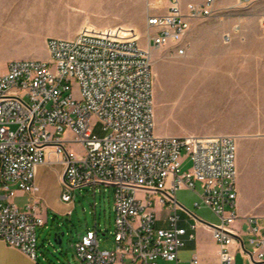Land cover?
Here are the masks:
<instances>
[{
  "label": "built area",
  "instance_id": "obj_1",
  "mask_svg": "<svg viewBox=\"0 0 264 264\" xmlns=\"http://www.w3.org/2000/svg\"><path fill=\"white\" fill-rule=\"evenodd\" d=\"M251 1L236 0L226 9L246 8ZM214 12V0H166L165 12L146 16L145 46L135 37L83 31L48 38L45 60L7 63L0 71V241L36 261L37 229L47 223L37 169L61 164L62 201H72V192L86 186L94 192L111 187L114 193V247H100L95 223L74 243L78 264L177 262L199 224L217 244V264H233L236 251L264 264V216L246 217L243 230L235 224V137L154 132L151 50L172 47L183 54L186 46L179 43L190 20ZM185 158L191 167L181 172ZM180 188L194 191L193 205L207 207L217 222L179 203ZM18 193L26 196L22 206L14 201ZM154 203L166 211L164 217L156 215ZM192 263L199 264L196 256Z\"/></svg>",
  "mask_w": 264,
  "mask_h": 264
},
{
  "label": "crops",
  "instance_id": "obj_2",
  "mask_svg": "<svg viewBox=\"0 0 264 264\" xmlns=\"http://www.w3.org/2000/svg\"><path fill=\"white\" fill-rule=\"evenodd\" d=\"M156 1H161L162 8L151 12L147 10L145 0H128L129 11L132 15H138L137 19H141L146 11L165 12L166 0ZM235 1L214 0L213 15L190 20V27L179 43V46H186V50L179 54L178 58L190 75L181 79L182 82L175 88V96L166 99L164 103V116L176 120L177 126L170 130L166 129L159 124L158 118L156 121L154 118L156 134L172 136L230 134L237 139L244 133L257 132L264 128V27L260 24V18L264 14V0H252L246 8L226 9ZM69 4L70 0H0V32H31L42 37V44L46 49L48 38H63L60 37L63 32L60 31L58 22L67 13L62 6ZM43 20H47L54 29L46 33L41 32ZM88 23L98 26L94 21ZM126 26L116 28L115 36L139 35L134 27L127 24ZM80 32L79 29L72 31L70 38ZM225 34L228 35L227 41L224 40ZM6 62L7 59L0 60V71L6 70ZM237 110L239 115L235 120L238 124H235V127L242 124L245 126L232 129L229 118L232 111ZM178 118H182L183 121H178ZM243 162L244 172L238 177L236 169L238 220L235 222L242 230L245 228L246 217L264 216L263 159L260 168L257 158L252 154L245 157ZM40 168L41 166L38 167L37 174ZM258 168L260 172L257 171ZM1 195L3 193L0 191ZM39 195L43 199L41 187ZM22 197L25 195L18 193L14 201ZM157 206L162 209L158 203ZM178 213L184 217L182 212ZM165 214L158 217L162 218ZM60 219L48 207L46 208L45 227L48 225L46 229L50 228L51 220L53 230L46 233L45 228L39 229L36 261L31 260L19 249L0 241V264H78L74 243L89 228L77 230L75 233L73 229L66 231L61 226ZM181 225L189 230L187 222L181 221ZM62 231L65 234L61 237V242L58 239L54 240L55 233L60 234ZM245 246L249 247L248 244ZM217 253L218 247L211 232L206 226L199 224L195 230V237L186 238L184 246L180 248L177 262L158 259L157 264H193V256L198 258L199 264H217ZM233 264L252 263L246 256L236 251Z\"/></svg>",
  "mask_w": 264,
  "mask_h": 264
},
{
  "label": "rangeland",
  "instance_id": "obj_3",
  "mask_svg": "<svg viewBox=\"0 0 264 264\" xmlns=\"http://www.w3.org/2000/svg\"><path fill=\"white\" fill-rule=\"evenodd\" d=\"M146 2L147 10L151 12L158 9V5L160 6L159 9L162 8L161 1L145 0V6ZM62 7L67 13L58 22L59 29L63 32L60 37L70 38V33L77 29L81 30V32L87 31L115 35L116 28L127 27V24L134 27L138 32L139 35L135 36V38L138 39L140 44L143 46L147 44L146 16L150 12L146 11V14L141 19H137L138 15H132V12L129 11L130 5L128 0H70L69 5H63ZM43 21L41 32L46 33L54 29L47 20ZM88 21H94L98 26H92ZM261 26L264 27L262 24ZM125 37H133V35ZM179 56L173 50L165 47L153 49L151 52L154 118L155 121L158 118L159 124H162V126H165L169 130L177 125L175 124L176 120L164 116L165 100L174 97L175 88L182 82L181 79L190 75L188 69L179 61ZM17 58L47 59L48 53L42 44V37L26 31L0 32V60L7 59L6 63H8L12 59ZM238 115L239 110L236 112L232 111V116L229 118L232 124L230 128L235 129L245 126L242 124L235 127V124H238L235 120V118H238ZM245 116H240V118H245ZM177 120L183 121L182 118H178ZM96 132L99 135H103L99 125L96 127ZM236 145L237 177L244 172L243 161L249 154L257 158L259 168L261 166V159H263L262 168H264V128L261 131L242 134V137L236 139ZM72 147L79 149L78 146ZM190 167L191 161L185 158L181 163L180 171L184 172ZM259 168L257 169L258 172H260ZM62 172L63 167L61 164H43L39 173L36 174V181L41 187L44 199L43 207H48L58 218H61V226L66 231L73 229L75 233L77 230H84L86 228L94 229L96 223L97 229H101L99 233L100 247L112 249L115 245L114 235L112 234L115 218L113 188L98 186L95 192L91 186L78 188L75 192H72L74 193L73 200L65 203L59 199L62 186L58 175L62 174ZM153 197L157 199L156 195ZM176 197L178 202L186 209L203 220L217 222L216 216L207 207L201 206L200 208H196L193 205L198 200L194 191L180 188L176 192ZM15 202L19 206H22L26 202V196L16 198ZM154 208L157 216L165 214V210L157 206V203H154ZM49 226V229H46L48 225L47 227H42L43 229L45 228L46 233L53 230L51 220ZM39 229H37V233ZM102 232L105 234H102Z\"/></svg>",
  "mask_w": 264,
  "mask_h": 264
},
{
  "label": "water",
  "instance_id": "obj_4",
  "mask_svg": "<svg viewBox=\"0 0 264 264\" xmlns=\"http://www.w3.org/2000/svg\"><path fill=\"white\" fill-rule=\"evenodd\" d=\"M64 234H65V233H64L63 231L60 232V234H56V233H55L54 240H57V239H58V241L61 242V237H62Z\"/></svg>",
  "mask_w": 264,
  "mask_h": 264
},
{
  "label": "bare ground",
  "instance_id": "obj_5",
  "mask_svg": "<svg viewBox=\"0 0 264 264\" xmlns=\"http://www.w3.org/2000/svg\"><path fill=\"white\" fill-rule=\"evenodd\" d=\"M153 50V49H152ZM152 50H151V52H152Z\"/></svg>",
  "mask_w": 264,
  "mask_h": 264
}]
</instances>
